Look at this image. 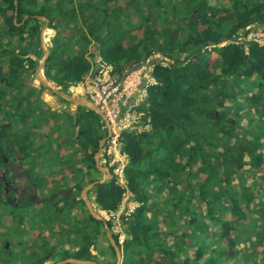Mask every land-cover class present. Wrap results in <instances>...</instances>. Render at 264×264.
Instances as JSON below:
<instances>
[{"label": "trees", "instance_id": "16d2710c", "mask_svg": "<svg viewBox=\"0 0 264 264\" xmlns=\"http://www.w3.org/2000/svg\"><path fill=\"white\" fill-rule=\"evenodd\" d=\"M219 1L0 0V101L9 102L11 123L5 137L18 143L35 180L53 185L38 203L40 224L55 225L58 237L70 234L65 243L74 247L62 244L55 260L114 264L116 254L79 198L103 177L94 155L107 127L93 111L52 110L40 99L48 88L34 76L43 56L38 17L53 30L44 77L64 93L93 69L95 51L116 74L156 53L169 59L153 62L155 84L136 108L149 128L121 137L126 189L137 206L122 221L124 243L112 235L119 264H264V37L261 44L234 40L247 26L264 33V0ZM42 166L44 177L35 172ZM61 190L73 198H50ZM123 193L112 177L87 196L108 211ZM41 204L83 219L71 216L60 227L62 219L55 222ZM43 260L33 256L31 264Z\"/></svg>", "mask_w": 264, "mask_h": 264}, {"label": "built area", "instance_id": "2783aa9c", "mask_svg": "<svg viewBox=\"0 0 264 264\" xmlns=\"http://www.w3.org/2000/svg\"><path fill=\"white\" fill-rule=\"evenodd\" d=\"M245 30L249 31L245 35L240 32L234 40L262 43L264 37L262 31L253 30L252 26H247ZM227 42L224 41L221 45ZM244 50L246 52V48ZM154 61L167 63L169 59L156 53L141 64L132 66L134 69L124 68L120 74H116L111 64L98 57L94 61L93 69L83 77L82 81L71 85V93L83 94L100 110L108 126L101 152L103 159L100 160V163L108 170L111 169L110 173L115 184L123 188L124 193L115 210L98 209V211L105 221L110 222V229L117 236L118 244H123L127 238L123 231L122 221L126 220L137 206L126 189L124 169L129 162V156L122 149L121 137L127 131H141L149 128V118L146 117L143 120L144 112L138 111L136 108L145 101L147 89L155 84L152 78ZM134 94L136 97L131 102V97Z\"/></svg>", "mask_w": 264, "mask_h": 264}, {"label": "flooded vegetation", "instance_id": "af4514ba", "mask_svg": "<svg viewBox=\"0 0 264 264\" xmlns=\"http://www.w3.org/2000/svg\"><path fill=\"white\" fill-rule=\"evenodd\" d=\"M0 103V248L4 249L7 246V241L5 240V237H3L5 235L4 232H6L9 228L15 229L17 227H22L21 215H23V213L25 214V212H29L28 215L37 217L39 209L37 210L36 208L39 202L33 203L32 201L37 198L47 200L45 195L48 194L49 191L47 188L41 189L37 180H35V178H33V176L29 173L24 155L18 143L5 137L9 134V131L6 129H9L11 126V123L7 118L9 102L7 100H1ZM67 105L68 108L71 109L74 107L73 110L74 112L76 111L77 106L71 107L70 103ZM63 111L66 112L67 110L63 109ZM41 138V135H39V141ZM38 169L39 168H36L35 172H37ZM50 185H48V188L53 187V185ZM66 191L67 190L57 191L54 195H62L69 198ZM10 215L15 216L16 218L15 226L8 225L7 222L1 219L2 216L8 217ZM71 216L80 220L83 219V216L76 212H74ZM107 231L111 236L113 235V233L108 229L105 230V234ZM105 246H107V243H105Z\"/></svg>", "mask_w": 264, "mask_h": 264}, {"label": "crops", "instance_id": "0c3cea01", "mask_svg": "<svg viewBox=\"0 0 264 264\" xmlns=\"http://www.w3.org/2000/svg\"><path fill=\"white\" fill-rule=\"evenodd\" d=\"M49 31H53V30L47 28L46 34L48 36H50ZM45 41L46 40H44V42L42 41V43L47 49L48 45ZM88 52L92 53L91 48H88ZM98 57L99 56L97 54V51L93 52V57L91 58L93 63L95 59ZM42 76L46 80L43 74V70H42ZM46 81L50 82L48 80ZM54 86L56 87V89H58L55 83ZM48 90L51 91L49 88ZM71 90L72 88L71 86H69L68 93H71ZM75 95L76 96L74 97H85L83 94L79 92H77V94ZM40 99L46 104H48L50 107H52L53 100L49 97L47 93L45 94V92H42L40 95ZM39 169L43 170V166L40 167ZM89 199L92 202V198L89 197ZM21 218H22V222H21L22 227H17L15 229L9 228L7 229L6 232H4L5 235L3 237H5V240L7 241V246L2 250L3 255L0 256V264H31L33 256L43 257L44 258L43 264H55L57 262H60L55 259L57 258L56 255L60 250L62 244H65L63 246L65 250L69 248L70 251L74 250V247H72V245L65 243L68 239H70L69 235L64 234L62 237L61 236L58 237L54 228L50 230L49 228H44V229L39 228V226H41L40 216L34 217L32 215L23 214L21 215ZM1 219L7 222L8 225L15 226L16 224V218L13 215H10L8 217L2 216ZM67 220L68 219H62L59 222L60 227H62V225H64V223L67 222ZM103 258L104 257H100L99 259H103Z\"/></svg>", "mask_w": 264, "mask_h": 264}, {"label": "water", "instance_id": "95a60500", "mask_svg": "<svg viewBox=\"0 0 264 264\" xmlns=\"http://www.w3.org/2000/svg\"><path fill=\"white\" fill-rule=\"evenodd\" d=\"M38 19L43 22V25L41 27V32H40V46L42 49V59L40 60L34 76L36 78V80L43 85L46 88H49L54 94H56L57 96L61 97L62 99H64L65 101L69 102L71 106H80L85 108L86 110H90L93 111L95 114H97L101 120L103 121V123L105 124L106 127V121L102 115V113L100 112V110L95 107L89 100H87L85 97H74L72 95H69L67 93H64L58 89L55 88L54 83L53 82H47L43 76H42V70L45 64V60L49 54V51L45 48L44 44L42 43V41L44 42V40H46L45 42L47 43V45H50V40L52 39L53 36V31H49L50 36H48L47 33V28H48V19L45 17H38ZM174 35H176V33L174 32ZM130 69H134V67L129 66ZM136 94H134L131 97V102H133V100L135 99ZM122 111V109H121ZM77 130L75 131V136L77 135ZM105 143V138L101 139L99 142V149L98 151L95 153L94 155V161H95V165L97 170L102 174V178L99 180H96L92 183L87 184L86 186L83 187V189L80 191V198L81 200L84 202L85 207L88 211V213L90 214V216L96 220H99L103 223L105 229L107 230V225H106V221L99 215L98 211H95L94 209V205L92 204L91 200L88 198L87 196V192L92 189L96 184L101 183L103 181H107L110 180L112 178L110 171L108 170L107 167L103 166L99 159L101 157V152H102V147ZM66 193L69 195V198H72V191L71 190H67ZM56 195H52L50 198L55 197ZM45 199H41V198H37L36 200L32 201L33 203H40L43 202ZM106 237L109 240L111 246L113 247L115 254H116V261L114 264H119L121 262V253L120 250L118 248V246L116 245L115 241L113 240L112 236L109 234V232H106ZM98 264L96 261L94 260H80V259H74V258H68V259H64L60 262H57L55 264Z\"/></svg>", "mask_w": 264, "mask_h": 264}, {"label": "rangeland", "instance_id": "374dc122", "mask_svg": "<svg viewBox=\"0 0 264 264\" xmlns=\"http://www.w3.org/2000/svg\"><path fill=\"white\" fill-rule=\"evenodd\" d=\"M176 1V0H175ZM210 2H212V3H216V1L217 0H209ZM219 2H223V3H225V1L224 0H220ZM122 3V2H121ZM40 62V61H39ZM56 88V87H55ZM43 92H45V94L47 93L48 95H49V97L53 100L52 102H53V105H52V109H58V110H63V109H66L67 111L66 112H69V113H71V114H73L74 113V107L71 109V108H68V105L67 104H65V103H62L55 95L53 96L49 91H47V90H44ZM69 95H72V96H76L75 94H73V93H68ZM50 102V101H49ZM76 131V130H75ZM44 165V164H43ZM44 167V166H43ZM50 167H51V170H58L57 169V164L56 163H54V162H52V163H50ZM29 173L33 176V178H35V176H34V174H33V172H32V170H29ZM40 177H44V175H46L45 174V168L43 169V170H40ZM37 183L39 184V186H41V189L42 188H47L48 189V191H50L51 190V188H48V185L45 183V181H43L41 178L37 181ZM54 194H56V193H52L50 196H52V195H54ZM42 205V204H41ZM43 207H45L46 209H49L50 210V217L52 218L53 217V219H54V221L56 222L57 220H58V218L59 219H71V215H69V216H67V212H62V213H59V214H57V213H54L52 210H51V206L49 205V204H45V205H42ZM37 210L38 209H41V206H37V208H36ZM95 209V211H98V209L97 208H94ZM47 212H49V211H47ZM98 213H99V211H98ZM24 214V213H23ZM25 214H29V212H25ZM99 215H100V213H99ZM101 216V215H100ZM102 217V216H101ZM103 218V217H102ZM104 219V218H103ZM105 220V219H104ZM46 226L47 227H49V230L50 229H52V227L53 226H55V225H50V224H46ZM39 228H41V229H43V227L42 226H39ZM112 232V231H111ZM68 235V234H67ZM70 235V234H69ZM56 240V239H55ZM97 247H99V248H106V246H105V242H103V241H99L98 243H97ZM2 250H3V248H1L0 249V256H2L3 255V253H2ZM93 254H96V251H93ZM11 260V259H10Z\"/></svg>", "mask_w": 264, "mask_h": 264}]
</instances>
